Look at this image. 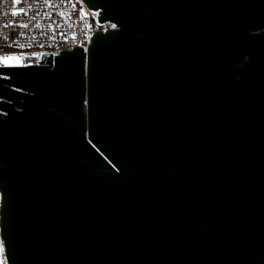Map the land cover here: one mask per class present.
<instances>
[{
  "label": "water",
  "instance_id": "obj_1",
  "mask_svg": "<svg viewBox=\"0 0 264 264\" xmlns=\"http://www.w3.org/2000/svg\"><path fill=\"white\" fill-rule=\"evenodd\" d=\"M82 1L0 67L4 263L264 264V0Z\"/></svg>",
  "mask_w": 264,
  "mask_h": 264
},
{
  "label": "built area",
  "instance_id": "obj_2",
  "mask_svg": "<svg viewBox=\"0 0 264 264\" xmlns=\"http://www.w3.org/2000/svg\"><path fill=\"white\" fill-rule=\"evenodd\" d=\"M110 26L82 0H0V67L47 64L62 50L85 48L95 30ZM1 78L9 75L0 71ZM0 261L5 264L1 251Z\"/></svg>",
  "mask_w": 264,
  "mask_h": 264
},
{
  "label": "snow or ice",
  "instance_id": "obj_3",
  "mask_svg": "<svg viewBox=\"0 0 264 264\" xmlns=\"http://www.w3.org/2000/svg\"><path fill=\"white\" fill-rule=\"evenodd\" d=\"M19 14H20L19 12H14V13H13V15H19ZM7 26H8V25H6V27H7ZM23 27H27V25H23ZM7 38H8V37H5V39H7ZM5 59L7 60V59H11V58L6 57ZM0 264H3V261H0Z\"/></svg>",
  "mask_w": 264,
  "mask_h": 264
},
{
  "label": "rangeland",
  "instance_id": "obj_4",
  "mask_svg": "<svg viewBox=\"0 0 264 264\" xmlns=\"http://www.w3.org/2000/svg\"><path fill=\"white\" fill-rule=\"evenodd\" d=\"M5 62L6 63H12L13 62V59L12 58L11 59H7V60L5 59Z\"/></svg>",
  "mask_w": 264,
  "mask_h": 264
}]
</instances>
